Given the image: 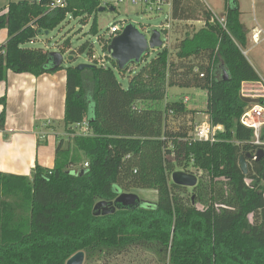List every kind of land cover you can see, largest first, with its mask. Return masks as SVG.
I'll return each instance as SVG.
<instances>
[{"label":"trees","instance_id":"1","mask_svg":"<svg viewBox=\"0 0 264 264\" xmlns=\"http://www.w3.org/2000/svg\"><path fill=\"white\" fill-rule=\"evenodd\" d=\"M168 1L175 25L202 23V28L172 50L163 42L152 50L154 57L150 51L130 65L138 71L125 88L108 56V67L93 60V68L65 70L64 131L85 123L91 135L74 137L67 147L60 140L53 167L36 165L30 178L0 173V264H66L78 252L85 259H107L130 251H149L167 264H264V146H253L252 130L239 122L248 106L242 85L261 79L241 51L248 32L239 1L224 0V27L201 0ZM108 6L101 0L10 2L0 15V29L7 31L0 82L9 71L39 77L63 70L47 63L49 52L26 45L38 30L51 32L67 17L94 15L90 34L97 35L95 15ZM160 32L166 37V29ZM109 42L102 46L105 52ZM69 49L66 41L60 53ZM87 50L92 57L88 44L70 54ZM129 67L119 74L131 75ZM173 87L206 93L204 113L222 128L214 143L191 139L192 111L182 98L163 103ZM0 105L3 130L5 97ZM259 150L263 155L255 160ZM240 158L246 160V175ZM176 171L198 178L190 196L188 188L172 183ZM139 189L156 191V201L93 215L97 202Z\"/></svg>","mask_w":264,"mask_h":264},{"label":"crops","instance_id":"2","mask_svg":"<svg viewBox=\"0 0 264 264\" xmlns=\"http://www.w3.org/2000/svg\"><path fill=\"white\" fill-rule=\"evenodd\" d=\"M21 1L31 0H0V15L10 2ZM238 1L240 20L248 32L241 51L264 81V0ZM6 42L7 31L0 29V47ZM65 84V70L39 77L9 71L5 81L0 82V99L6 100L4 128L0 129V173L26 179L36 165L53 167L60 140L55 135L51 141L47 133L54 132L55 122L63 121ZM256 84L244 83L242 87Z\"/></svg>","mask_w":264,"mask_h":264},{"label":"rangeland","instance_id":"3","mask_svg":"<svg viewBox=\"0 0 264 264\" xmlns=\"http://www.w3.org/2000/svg\"><path fill=\"white\" fill-rule=\"evenodd\" d=\"M133 0H101L102 4H108L109 6L103 12H98L96 16L98 34H90V27L94 19V15L89 18L74 19L67 17V19L56 29L51 31L47 36H37L31 43L27 44V48L41 49L49 53L59 51L66 41L70 43V49L64 54L65 61L62 64L63 70L69 67H76L80 64H93V57L98 61H104V66H111L110 60L106 58L108 53L103 50L102 46L108 39V29L112 24L119 26H125L132 24L138 29L145 31L147 35H150L152 30L169 29L166 37L161 35V39L165 42L166 47L172 50L174 44L185 37H193L194 32L202 28V23H178L175 25L170 19V8L168 5L163 4L161 11H150L148 6L143 5L141 2L132 4ZM217 19L222 18L224 9L223 0H201ZM114 8V11H110L109 8ZM185 25V26H184ZM171 28V29H170ZM161 33V32H160ZM99 39V42H98ZM103 40V41H102ZM88 44L91 48L92 57L88 54V50L82 54L74 55L72 62H67L66 57L71 51L77 50L81 45ZM155 51L150 52V58L154 57ZM73 56V55H72ZM132 72L122 76L119 74V70H114L116 80L125 88L127 86L129 76H133L138 71V65L129 67ZM258 89L253 85L242 87L241 93L247 96H260L261 93L255 92ZM251 90V91H250ZM182 98L183 104L186 108L193 110L187 118H190L194 123V127L201 123L208 122V116L204 113L206 103V93L204 91L195 88H170L167 91V96L163 103L168 101H175ZM256 98V97H255ZM149 107V106H148ZM187 120V119H186ZM171 127L177 128V122L169 123ZM54 132H48V139L54 141L55 135L59 140H62L63 146H72L73 137H70L68 133L64 131L63 121L55 122ZM78 167V166H77ZM187 196H190L191 188L187 189ZM140 199L155 202L157 193L154 190H136L133 192ZM186 196V197H187ZM96 256V255H95ZM83 264H167L161 262L155 254L149 251H130L121 255H113L109 258L99 259L94 257L92 259H84Z\"/></svg>","mask_w":264,"mask_h":264},{"label":"water","instance_id":"4","mask_svg":"<svg viewBox=\"0 0 264 264\" xmlns=\"http://www.w3.org/2000/svg\"><path fill=\"white\" fill-rule=\"evenodd\" d=\"M104 7L99 8V12H103ZM110 11H114L113 8H109ZM48 30H38L37 36L49 35ZM163 46L161 39V33L158 30H152L150 35L140 31L136 26L132 24L125 25L121 32L113 36L107 46V53L109 57L115 62L116 69L119 71L127 69L130 65L139 64L144 55L149 54L150 51L160 49ZM74 56L69 55L66 57L67 62H72ZM65 61L64 55L59 51L51 52L48 55L47 63L51 64L53 70L62 67ZM93 64H80L75 67L76 70L82 71L84 69L93 68ZM243 102L249 104H258L257 98H250L241 96ZM263 155V151L259 150L255 155V160H258ZM239 168L243 175H246L247 163L244 158L239 160ZM171 181L173 184L185 187L194 188L197 185L198 178L191 173L184 171H176L171 175ZM146 202L140 199L134 193H121L114 201H99L93 207L94 216H105L115 213L119 208L136 207ZM85 255L83 252H78L69 258L66 264H83Z\"/></svg>","mask_w":264,"mask_h":264},{"label":"built area","instance_id":"5","mask_svg":"<svg viewBox=\"0 0 264 264\" xmlns=\"http://www.w3.org/2000/svg\"><path fill=\"white\" fill-rule=\"evenodd\" d=\"M141 2L143 5L148 6L150 11H161V6L163 4H166L170 6V1L168 0H133L132 4H136L137 2ZM64 2L63 1H57V5H62ZM220 24L224 27L225 22L224 19L221 18L220 20L218 19ZM123 26H119L117 24H112L110 28L108 29V35L107 38L110 40L113 36L118 35ZM163 30V29H162ZM167 31L169 29H166ZM255 38L257 35L254 36ZM99 42V39H98ZM109 57V54H108ZM91 60H94L93 57ZM98 65H103L104 61H98ZM256 87L258 89L255 90V92L261 93L260 96H255L258 100V104H249L246 109L244 110L243 114L241 115L239 122L242 126L245 128H248L252 130L253 132V140H252V145L255 147H263L264 142L260 140V134L262 129L264 128V81H261L260 83L253 85V87ZM251 87V86H250ZM251 91V90H250ZM241 96L244 97H250V98H255L253 96H247L243 95L241 93ZM221 126H212L210 121L206 123H201L200 125H197L194 127L193 132L191 133V139L193 141H201V142H209V143H214L216 141V134L221 130ZM91 133L88 130L87 125L84 124H77L73 126V132L69 134L70 137H87L90 136ZM255 159V157H254ZM88 165L85 163L83 165V168H86ZM136 171H134L135 173Z\"/></svg>","mask_w":264,"mask_h":264},{"label":"bare ground","instance_id":"6","mask_svg":"<svg viewBox=\"0 0 264 264\" xmlns=\"http://www.w3.org/2000/svg\"><path fill=\"white\" fill-rule=\"evenodd\" d=\"M256 40V39H255Z\"/></svg>","mask_w":264,"mask_h":264}]
</instances>
